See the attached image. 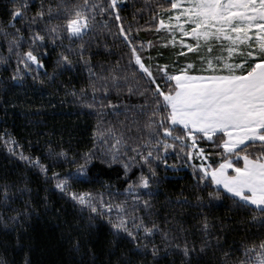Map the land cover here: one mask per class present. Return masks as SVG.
<instances>
[{
	"label": "snow or ice",
	"instance_id": "snow-or-ice-1",
	"mask_svg": "<svg viewBox=\"0 0 264 264\" xmlns=\"http://www.w3.org/2000/svg\"><path fill=\"white\" fill-rule=\"evenodd\" d=\"M8 4L0 111L23 104L35 126L30 118L62 92L77 117H95L83 151L37 132L47 137L42 154L32 141L26 154L13 131H0L25 169L0 182V236L15 241L19 264H34L36 225L48 217L59 229L48 243L69 264H264V0H154L132 19L148 8L155 41L125 22L127 0ZM94 162L118 166L120 183L82 188L98 182ZM181 169L191 183L161 193V172Z\"/></svg>",
	"mask_w": 264,
	"mask_h": 264
},
{
	"label": "trees",
	"instance_id": "trees-1",
	"mask_svg": "<svg viewBox=\"0 0 264 264\" xmlns=\"http://www.w3.org/2000/svg\"><path fill=\"white\" fill-rule=\"evenodd\" d=\"M154 0H127L128 7L122 13L126 17V23H131L133 27H140L138 33L142 40L152 39L155 41L156 36L153 31L148 30L150 24V13L149 9L145 8L142 13L137 15L136 19H132V14L144 5H151ZM8 0H0V18L6 17L5 9L9 7ZM142 15V19L140 16ZM108 42L111 43V38H108ZM114 51L119 52L120 49H114ZM6 54V52L4 53ZM167 54V53H166ZM155 55V51L152 52ZM115 57H113L114 59ZM54 59V57H53ZM51 71V68H49ZM6 75V73H4ZM66 75L62 79H67ZM49 91H54L50 89ZM22 95V94H21ZM63 97V93L57 94L56 99L52 100V103L56 105L55 108H47V115L44 117H31V120H38L39 123L35 126L25 119L20 113L24 111L25 106L23 104L19 105L15 110L9 109L8 115L5 116L3 111H0V131L7 128L13 131L17 137L21 140V143L25 144L26 154L29 151L27 146V141H32L31 153L33 155H41L47 137L42 135H36L37 132H46L52 134V139L55 141L64 142L65 147L71 146L74 151H83L85 146L90 147L91 139V129L95 124L94 116L80 115L77 117L76 112L80 109L71 103L69 98L63 104L59 103V100ZM47 97L44 98L43 102L47 103ZM40 98H34V103L32 107L37 106L40 103ZM86 111V110H85ZM16 125L14 128L13 125ZM26 126V127H25ZM70 133V134H69ZM38 141V143H37ZM170 163L172 160L170 159ZM96 166L92 168V175L98 177V182L91 184L81 185L84 189L96 188L100 189L101 184L111 183L114 186L118 185L120 181L116 179V171L118 166H114L112 169H108L105 165L99 164V162H94ZM74 168V166H72ZM56 171H68L70 170L69 165H63L62 167H57ZM17 173H25V169L22 166V162L15 159L8 158L7 151L4 147L0 146V182L5 180L11 181L18 179ZM190 169H181L180 171H168L167 173L161 172L162 176L167 178L163 180L160 191L165 194H176L180 191L182 187L187 186L191 183V176L189 175ZM27 175L36 180L35 176L31 173ZM42 179V178H41ZM32 187H37V184H32ZM165 204V197L161 195L159 197L157 207ZM180 211V209H177ZM187 213H195L196 209H184ZM224 209L218 210V215H223ZM58 221L54 217H48L47 223L45 224L41 221L40 224L36 225V233H34L36 240L35 246L37 250L32 254L34 264H69L70 257L63 252L62 248L53 249L49 243V237L51 235H58L59 229H55ZM49 229H55V232H50ZM235 238L236 240L242 239V233H234L230 240ZM0 239L7 241L6 245H0V256L6 257L9 264L16 261L19 264L21 256L13 251L15 247V241L13 239H8L0 236Z\"/></svg>",
	"mask_w": 264,
	"mask_h": 264
}]
</instances>
